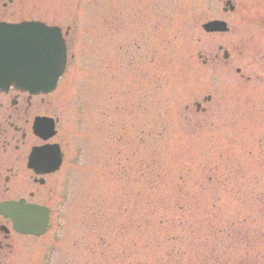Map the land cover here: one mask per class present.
Returning <instances> with one entry per match:
<instances>
[{"label": "rangeland", "instance_id": "374dc122", "mask_svg": "<svg viewBox=\"0 0 264 264\" xmlns=\"http://www.w3.org/2000/svg\"><path fill=\"white\" fill-rule=\"evenodd\" d=\"M232 1L15 5L6 22L65 32L67 66L45 94L60 230L14 264H264V29L247 25L261 0ZM224 18L228 34L202 30Z\"/></svg>", "mask_w": 264, "mask_h": 264}, {"label": "flooded vegetation", "instance_id": "af4514ba", "mask_svg": "<svg viewBox=\"0 0 264 264\" xmlns=\"http://www.w3.org/2000/svg\"><path fill=\"white\" fill-rule=\"evenodd\" d=\"M20 1L23 0H0V23H11L5 20L18 12L15 5ZM261 3L256 7L258 19L247 20L248 32L254 27L264 29V4ZM219 5L224 15L236 9L232 0H224ZM22 21L41 22L21 17L16 23ZM224 21L227 30L223 34H228L233 27L225 18ZM228 55L223 59L227 60ZM58 127L53 101L45 94H30L12 87L0 90V264H14L17 254L29 253L31 242L37 240V244L52 228L55 233L60 230L58 219H54L58 208L63 206V151L54 140L59 134ZM30 206L40 215L44 210L48 214V229L42 236L15 229V221L25 217V210Z\"/></svg>", "mask_w": 264, "mask_h": 264}, {"label": "water", "instance_id": "95a60500", "mask_svg": "<svg viewBox=\"0 0 264 264\" xmlns=\"http://www.w3.org/2000/svg\"><path fill=\"white\" fill-rule=\"evenodd\" d=\"M0 38V88H6L10 82H14L20 89L32 92L34 88L55 84L57 77L62 73L64 46L54 31L32 24L0 26ZM23 54L25 57L22 64H19ZM39 59L49 63L46 66H33ZM56 60H60V67H51L50 63ZM40 68L43 71L41 74ZM32 73L40 74V79L51 77V80L47 83L35 80ZM8 207L12 205L9 204Z\"/></svg>", "mask_w": 264, "mask_h": 264}, {"label": "bare ground", "instance_id": "6f19581e", "mask_svg": "<svg viewBox=\"0 0 264 264\" xmlns=\"http://www.w3.org/2000/svg\"><path fill=\"white\" fill-rule=\"evenodd\" d=\"M24 25V24H23ZM2 43V39L0 38V44ZM1 46V45H0ZM18 56H20V55H18ZM24 57H25V55L23 54V57L19 60V64H22V59H24ZM49 62L47 61H45V63H44V65H47ZM51 67H52V64H51ZM34 75H35V73H32V77H33V79H34ZM9 85L10 86H14V87H17L16 86V84L14 83V82H10L9 83ZM35 90H38V89H35ZM35 92H37V91H35Z\"/></svg>", "mask_w": 264, "mask_h": 264}]
</instances>
